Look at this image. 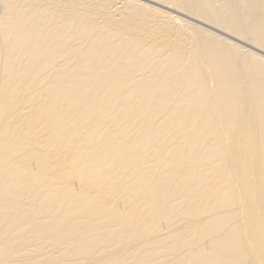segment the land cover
Masks as SVG:
<instances>
[{
	"label": "bare ground",
	"instance_id": "obj_1",
	"mask_svg": "<svg viewBox=\"0 0 264 264\" xmlns=\"http://www.w3.org/2000/svg\"><path fill=\"white\" fill-rule=\"evenodd\" d=\"M145 1L0 0V264H264V0Z\"/></svg>",
	"mask_w": 264,
	"mask_h": 264
},
{
	"label": "rangeland",
	"instance_id": "obj_2",
	"mask_svg": "<svg viewBox=\"0 0 264 264\" xmlns=\"http://www.w3.org/2000/svg\"><path fill=\"white\" fill-rule=\"evenodd\" d=\"M138 1L146 2L145 0H138ZM146 3L158 7V5H155L154 3H150V2H146ZM159 8H161V7H159ZM162 9H163V8H162ZM0 10H1V7H0ZM164 10H166V9H164ZM169 12H171V13L174 14V15H177V13H175V12H172V11H169ZM179 16H180V17H183V16H181V15H179ZM199 25L205 27L204 25H202V24H200V23H199ZM206 28H208V27H206ZM209 29H210V28H209ZM211 30H212V29H211ZM213 31L216 32V33H219V31H215V30H213ZM223 36H225V35H223ZM228 38H230V37H228ZM230 40H232V41H234V42H237V43H239L240 45L244 46L245 48H247V49H251V50L254 51V52H257V53H259V54H263V53H261L260 51H258L257 49H254V48L250 47V45H247V44H245V43H242V42L236 41V40L231 39V38H230ZM263 55H264V54H263Z\"/></svg>",
	"mask_w": 264,
	"mask_h": 264
}]
</instances>
